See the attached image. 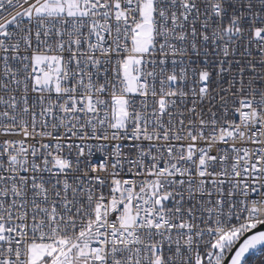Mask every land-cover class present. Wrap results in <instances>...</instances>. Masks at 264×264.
Returning <instances> with one entry per match:
<instances>
[{"label": "snow or ice", "instance_id": "6c2138e0", "mask_svg": "<svg viewBox=\"0 0 264 264\" xmlns=\"http://www.w3.org/2000/svg\"><path fill=\"white\" fill-rule=\"evenodd\" d=\"M0 264H264V0H0Z\"/></svg>", "mask_w": 264, "mask_h": 264}]
</instances>
